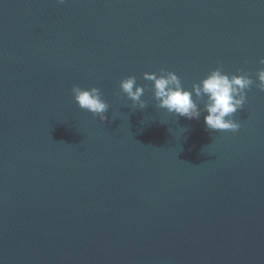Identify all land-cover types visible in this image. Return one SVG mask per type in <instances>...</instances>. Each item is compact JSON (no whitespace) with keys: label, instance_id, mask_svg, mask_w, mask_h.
Segmentation results:
<instances>
[{"label":"water","instance_id":"1","mask_svg":"<svg viewBox=\"0 0 264 264\" xmlns=\"http://www.w3.org/2000/svg\"><path fill=\"white\" fill-rule=\"evenodd\" d=\"M261 58L264 0H0V264H264ZM220 64L254 81L235 132L158 108L143 78L191 90Z\"/></svg>","mask_w":264,"mask_h":264},{"label":"clouds","instance_id":"2","mask_svg":"<svg viewBox=\"0 0 264 264\" xmlns=\"http://www.w3.org/2000/svg\"><path fill=\"white\" fill-rule=\"evenodd\" d=\"M57 3L63 4L65 0H57ZM259 62L264 64V58ZM256 77V87L264 92V68L256 73ZM143 78L152 82L151 90L158 108L189 120H198L202 113H206L204 124L207 129L232 132L240 128V124L232 117L238 110L243 109L246 90H250L254 83L248 73L239 69L236 74L225 73L222 64L198 83H194L191 90L184 88L174 72L163 68L159 70V74L144 73ZM145 87L137 84L135 76L125 77L119 83L121 92L132 102L133 110L146 108V102L142 99ZM71 93L79 108L98 116L100 121L107 119L105 114L109 105L102 98L99 88L85 89L73 85Z\"/></svg>","mask_w":264,"mask_h":264}]
</instances>
